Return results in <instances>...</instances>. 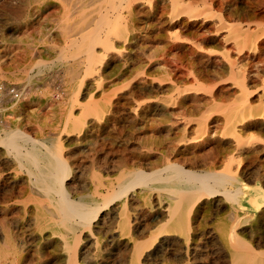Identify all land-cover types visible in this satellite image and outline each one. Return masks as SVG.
Returning <instances> with one entry per match:
<instances>
[{
	"label": "rangeland",
	"instance_id": "obj_1",
	"mask_svg": "<svg viewBox=\"0 0 264 264\" xmlns=\"http://www.w3.org/2000/svg\"><path fill=\"white\" fill-rule=\"evenodd\" d=\"M23 1L0 0V81L20 86L22 90H25V96L20 98L21 104L14 111H11L8 103L0 102V133H3L2 129H11L16 126L32 138L56 136L59 130L56 127L58 118L69 108L68 99L70 90L72 91L71 86H75L74 91L80 85L77 91L80 105H85L87 102L92 104L90 101L93 100L96 103L104 102L102 106H106L109 112H113L116 119L104 123L99 122L103 124L101 129L93 127L90 130L81 129L78 132L64 128L60 135L67 160L71 166H77L75 171L78 172L79 177L75 179L74 186L80 193L94 191L96 179L91 178L90 172L99 163H107L109 176L114 179L119 168L129 167L134 162L145 166L160 162L161 153L177 142L175 138L182 129V116L191 118L187 124L190 127L186 129L188 135L196 134L197 130L194 131L191 127L198 122L201 127L208 126L206 133L194 141L199 142L205 136L207 138L202 143L183 150V154L188 158L195 156L197 160L208 156L213 146L218 144L216 140L221 137L219 133L222 124L220 119L216 120V118L207 124L201 121L202 117L208 115L220 118L234 110L236 106L234 102H241L238 83H236L237 71L240 73L238 75L243 72L246 75V86L251 89L250 94L252 93L247 97L253 106L259 107V102L264 97L260 86V80L264 79V48L249 46L240 51L234 50V40L231 35H228L231 29L221 28L222 24L218 20L219 17H224L222 19L232 25L237 21L236 23L243 28L248 23L252 31H254L256 22L264 28V0H207L211 1L210 11L213 12L211 15H214L213 18H209L210 13L202 12L208 11L202 5H199L202 10L199 6L197 7L200 14L198 15L197 11V15L191 16L183 8L170 9L172 6L168 0L163 7L158 4L152 7L144 3L140 16H135L134 19L135 29L132 30L134 37L123 43L122 36H118L119 38L116 36L114 44L117 49L114 48L115 51L104 52L100 46V48L97 46L96 51L105 58H100L99 70L95 75L87 76L83 81H81V73L73 72L71 57H60L61 49L64 47L61 31L66 24L72 23V19L77 17L63 19V16H46V8L31 11V14L27 16ZM193 2H200V0ZM31 5H36V2H32ZM146 5L150 7L149 10ZM237 24L235 26H238ZM172 42L177 43V46L171 47ZM228 50V59H225V51ZM228 64L233 68L232 71ZM189 70L191 71L188 73ZM12 72L16 75H12ZM191 73L196 77H193ZM229 75L235 78L232 80ZM209 86L213 88L206 89ZM255 87L257 88L254 91ZM80 105L75 104L72 111L77 113ZM83 115L85 114L82 112ZM90 121L98 123L95 119ZM252 130L256 141L251 145L256 146V149H253L254 153H250L247 160L242 159L239 162L240 165L236 162L239 178L249 186L256 183L261 185L260 181L264 176V148L262 147L264 129L253 127ZM11 160V156L0 144V169H3L0 175L6 177V185L9 187L14 185L12 179H19L24 175L21 171L14 173ZM241 168L244 169L243 173L239 172ZM13 190H16L15 186ZM5 192V188L0 189V197ZM246 194L247 192L244 196ZM135 201H137L134 203L136 208L140 209V200L135 199ZM115 203L113 205H116ZM249 203L247 198L243 199L244 206H242L251 208ZM151 206L150 212L153 216L158 210L155 195L151 198ZM106 211L108 207L103 210V212ZM216 211L213 207L210 211L204 212V215L200 211L195 219V227L191 230V237L185 243L179 241L165 253L155 254L152 258L142 260V263L229 264L222 254V249L220 250V243L213 238L212 234L223 214ZM256 216L255 214L249 218V225L253 224ZM138 219L141 221L142 217L139 216ZM98 220L99 223L95 220L93 222L94 236L88 231L81 233V244H83L77 255L76 264H87V259L94 256L92 254L96 251V245L99 248L95 257L97 258L96 264H119V261L129 264V245L123 247L118 256L114 253L102 254L103 247L107 243V232L103 231L106 226H114L115 218ZM260 230L264 232V221ZM144 237L146 235H143L141 239H145ZM244 237L247 241L254 243L249 233H246ZM123 240L125 241L126 237ZM33 243L27 241L25 244L29 255L23 254V260L29 264L34 262L38 264L61 263L64 253L44 247L36 251Z\"/></svg>",
	"mask_w": 264,
	"mask_h": 264
},
{
	"label": "bare ground",
	"instance_id": "obj_2",
	"mask_svg": "<svg viewBox=\"0 0 264 264\" xmlns=\"http://www.w3.org/2000/svg\"><path fill=\"white\" fill-rule=\"evenodd\" d=\"M168 1L172 6L170 9L183 8L191 16L197 15L199 5L208 9V11L202 12L210 13L209 18L214 16H211L213 14L210 11L211 1ZM32 2H36V5L32 6ZM166 2L167 0H24L22 4L27 16L31 14V11L46 8V16H63V19L77 17L72 19V23L66 24L61 31L64 47L61 49L60 57H71L72 70L81 73L80 77L83 81L87 76H94L99 70L98 62L104 55L96 51L97 46H100L101 48H99L104 52L115 51L117 49L114 44L116 36H122L123 43L134 37L132 33V30L135 29L134 19L135 16H140L144 3L152 5V7L157 4L163 7ZM146 7L148 10L150 9L149 6L146 5ZM222 18L217 19L222 24L221 28L231 29L228 35H231L234 40V45L232 44L234 50L240 51L249 46L264 48V28L260 27V23L253 22L255 25L254 31H252L247 22L243 28L236 23L237 21L232 25ZM236 24L238 26H235ZM179 40L183 41V39ZM186 41L192 42L189 39ZM173 46L176 47L177 43L172 42L171 47ZM228 52L229 50L225 51V59H228ZM228 65L230 67V64ZM230 68L232 71L233 68ZM236 73L241 102H234L236 105L234 110L232 109L231 113H226L220 118L208 115L202 117L201 121L207 124L209 121H214L215 118L216 120L220 119L222 124L219 133L221 137L216 140L218 144L213 146L208 156L202 157L200 160H197L195 156L185 157L183 150L202 143L207 138L205 136L199 142L194 141L206 133L208 126L201 127L198 122L194 127H191L198 133L194 132L193 136L188 135L186 129L190 127L187 124L191 118L180 115L183 118V125L175 138L177 142L161 153L160 162L151 166L134 162L129 167H121L122 169L118 165L119 169L114 179L109 176L107 163H99L90 172L91 178L96 179L92 192L80 193L74 186L75 179L77 176L79 177L78 172L75 171L77 166H71L67 160L60 135L64 128L78 132L81 129L90 130L93 127L101 129L103 124H99V122H108L117 117L113 112H109L106 106H102L104 102L96 103L93 100L90 101L92 104L87 102L84 103L85 105H80L77 98L80 85H77L76 91H73L75 86H71L72 91L70 90L68 99L69 108L58 118L56 127L59 130L56 136L32 138L16 126L11 129H2L0 144L11 156L14 173L21 171L24 175L19 179H12L14 185L10 187L6 185V177L0 175V189L5 188L6 190L0 197V214L2 215L0 218V264H29L23 260V254L28 252L27 246H25L27 241L34 242L36 251L44 247L64 253L60 264H76L77 255L83 244H81V233L88 231L93 235L94 220L99 223L98 219L103 221V219L111 217L115 218L114 226H106L103 231L107 232V243L103 247L102 254L114 253L118 256L123 247L129 245V264H143L142 260L152 258L155 254L165 253L175 243L179 241L185 243L191 237V230L195 227L197 214L201 211L204 215V212L210 211L212 207L217 210L216 212L223 213L212 234L213 238L220 243V250L222 249V254L229 264H264V232L260 230L264 221V176L260 181L261 185L256 183L249 186L241 181L237 173L239 162L242 159L247 160L250 157L249 154L256 147L251 145L256 141L252 128L264 129V97L261 100L258 98L260 100L259 107L253 106L247 97L251 89L246 86V75L244 72L241 75H238L240 74L238 71ZM11 74L16 75L14 72ZM191 75L193 76L192 73ZM0 82L5 86L11 85L3 81ZM260 82L264 95V79H261ZM233 83L235 82L233 81ZM12 86L16 88L17 95L9 93L7 89H0V102L8 103L11 111H14L21 104L20 98L25 96V90L17 85ZM210 87L212 86L206 89ZM75 104L80 105V110L77 113L72 111ZM82 112L85 115L82 116ZM91 119H95L98 123L91 122ZM87 122L89 123L86 124ZM262 147L264 148V144ZM98 161L100 162V159ZM236 162H238L237 165ZM2 171L3 169H0V172ZM243 171V168L239 169V172L243 173ZM14 186L16 187L15 191L13 190ZM245 192L247 194L244 196ZM153 195H155L158 210L152 216L150 209L152 208L151 198ZM246 198L250 202L251 208L243 207V199ZM135 199L140 200V209L136 208L134 203L137 201ZM114 203L116 205H113ZM107 207L108 211L103 212ZM255 214L257 216L253 224L249 225V218ZM139 216L142 217L141 221L138 219ZM246 233L252 236L254 243L246 240L244 237ZM143 235H146L145 239H141ZM124 237H126L125 241ZM97 238L96 240H98ZM98 249L96 245V251L92 254L94 256L87 259V264L97 263L95 257ZM120 260L123 259L120 258ZM118 263L123 264L122 261Z\"/></svg>",
	"mask_w": 264,
	"mask_h": 264
},
{
	"label": "built area",
	"instance_id": "obj_3",
	"mask_svg": "<svg viewBox=\"0 0 264 264\" xmlns=\"http://www.w3.org/2000/svg\"><path fill=\"white\" fill-rule=\"evenodd\" d=\"M0 89L4 90L7 89L9 93H13L14 95H17L16 88L12 85H3V83L0 82Z\"/></svg>",
	"mask_w": 264,
	"mask_h": 264
}]
</instances>
